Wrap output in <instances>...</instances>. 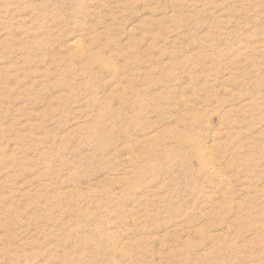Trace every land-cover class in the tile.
Here are the masks:
<instances>
[{
  "label": "rangeland",
  "instance_id": "rangeland-1",
  "mask_svg": "<svg viewBox=\"0 0 264 264\" xmlns=\"http://www.w3.org/2000/svg\"><path fill=\"white\" fill-rule=\"evenodd\" d=\"M0 264H264V0H0Z\"/></svg>",
  "mask_w": 264,
  "mask_h": 264
}]
</instances>
